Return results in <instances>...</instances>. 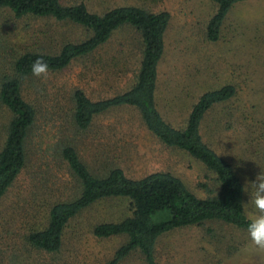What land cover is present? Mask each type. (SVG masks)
Masks as SVG:
<instances>
[{"label":"rangeland","instance_id":"obj_1","mask_svg":"<svg viewBox=\"0 0 264 264\" xmlns=\"http://www.w3.org/2000/svg\"><path fill=\"white\" fill-rule=\"evenodd\" d=\"M61 1L67 5L83 2L97 13L131 5L170 13L159 69V110L168 122L181 128L204 93L226 85L236 88L231 101L208 114L203 136L235 166L246 185L247 203L254 195L247 183L264 172V0L235 6L216 43L207 39V27L217 11L209 0ZM0 36H7V40L0 37L1 80L11 74L17 55L44 48L55 54L61 42H80L87 34L53 20L17 19L7 11L0 12ZM141 50V35L125 27L94 56L77 60L61 72L24 81L22 92L39 116L28 145L27 167L0 201L2 264H106L126 242L124 237L100 240L92 234L95 223L119 221L130 214L129 203L115 201L99 204L73 220L59 254L27 246V234L46 227L51 206L75 193V180L59 156L62 141L75 146L95 175L110 166L120 167L136 179L170 172L199 197L206 198L216 190L214 175L185 152L165 147L132 109H114L99 116L87 131L72 125L73 92L82 89L91 99L100 100L125 90L133 82ZM10 120V112L0 103V151ZM246 213L250 219L256 213L251 203L246 205ZM157 260L158 264H264V250L252 245L246 230L210 222L163 237ZM123 264L144 262L133 255Z\"/></svg>","mask_w":264,"mask_h":264},{"label":"trees","instance_id":"obj_2","mask_svg":"<svg viewBox=\"0 0 264 264\" xmlns=\"http://www.w3.org/2000/svg\"><path fill=\"white\" fill-rule=\"evenodd\" d=\"M209 1L216 5L217 11L207 27V39L216 43L232 9L249 0ZM7 11L17 19L30 17L66 24L84 30L87 37L80 42H61L55 54L44 48L42 52L17 55L11 76L5 75L0 80V103L11 114L0 151V201L19 181L30 158L28 145L39 112L22 91L24 81L35 76L31 71L33 62L43 58L49 66L48 72H61L77 60L94 56L125 27L135 29L142 39L141 61L132 76V84L100 100L91 99L82 89L75 90L72 125L78 131H87L99 116L114 109H132L140 115L144 127L165 147L185 152L199 161L214 175L217 184L215 191L202 198L170 172H155L136 179L122 168L110 166L102 174L95 175L82 161L75 146L65 140L59 144V156L75 180V193L73 198L51 206L46 227L31 230L25 237L27 246L46 254H59L73 220L99 204L115 201L129 203L130 214L119 221H99L92 226V234L97 239H126L106 264H123L133 255H139L144 264H158L157 246L163 237L210 222L247 229L250 218L244 205L246 185L235 166L218 154L203 136L208 114L231 101L236 88L226 85L204 93L192 106L181 128L168 122L159 110V69L166 50L170 13L151 12L132 5L97 13L83 2L67 5L61 0H0V12ZM1 38L7 40V36ZM122 72L123 69L119 70Z\"/></svg>","mask_w":264,"mask_h":264},{"label":"clouds","instance_id":"obj_3","mask_svg":"<svg viewBox=\"0 0 264 264\" xmlns=\"http://www.w3.org/2000/svg\"><path fill=\"white\" fill-rule=\"evenodd\" d=\"M48 67L43 58H37L31 66V71L37 77L46 76ZM247 185L254 189V195L244 205L251 203L256 213L249 220L246 230L252 245L257 250H264V172H261L254 181H249Z\"/></svg>","mask_w":264,"mask_h":264}]
</instances>
